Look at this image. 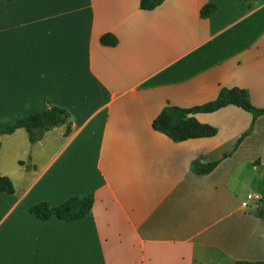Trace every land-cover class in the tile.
Here are the masks:
<instances>
[{
  "label": "crops",
  "instance_id": "obj_1",
  "mask_svg": "<svg viewBox=\"0 0 264 264\" xmlns=\"http://www.w3.org/2000/svg\"><path fill=\"white\" fill-rule=\"evenodd\" d=\"M139 4L0 1V129L49 104L71 118L68 135L54 128L34 145L25 130L0 137V177L14 187L0 193V264L264 263V222L240 192L264 185L251 154L264 116L189 115L217 133L180 143L151 126L165 107L200 106L221 89L264 110V0ZM206 5L215 10L202 18ZM106 34L116 46L100 44ZM194 162L218 164L196 175ZM87 195L79 221L29 213Z\"/></svg>",
  "mask_w": 264,
  "mask_h": 264
},
{
  "label": "trees",
  "instance_id": "obj_2",
  "mask_svg": "<svg viewBox=\"0 0 264 264\" xmlns=\"http://www.w3.org/2000/svg\"><path fill=\"white\" fill-rule=\"evenodd\" d=\"M5 2H13L15 0H0ZM165 0H140L139 7L144 11H151L160 6ZM249 2L250 0H244ZM215 10L213 5H206L200 10V16L206 18ZM100 44L106 47H114L117 40L110 34L103 35L100 38ZM233 106L251 114L253 121L264 116V110L254 108L249 100V95L245 90L240 89H221L217 98L209 103L195 106L189 109H181L167 106L158 117L152 122V129L159 132L175 143L184 142L192 139L210 138L216 135L215 128L201 124L189 115L195 114H211L222 108ZM71 118L70 115L60 108L49 104L46 111L32 114L20 119H16L11 126L0 129V137L11 135L16 130H25L31 145L39 142L43 136L54 128L65 127V135L70 133ZM242 136L236 143L241 142ZM235 146V147H236ZM226 157V156H225ZM30 160V158H29ZM28 160V161H29ZM218 162L202 165L194 162L191 165V171L196 175H207L211 173ZM24 166V164H20ZM24 169L29 171L33 169L31 165H25ZM0 193L12 195L14 187L10 179L0 177ZM93 198L91 195L71 197L63 204L51 207L49 204L42 202L29 208V213L41 222H48L55 218L64 222H75L84 219L91 211ZM256 218L264 221V204L259 206L252 213ZM236 264H264V263H248L236 262Z\"/></svg>",
  "mask_w": 264,
  "mask_h": 264
},
{
  "label": "rangeland",
  "instance_id": "obj_3",
  "mask_svg": "<svg viewBox=\"0 0 264 264\" xmlns=\"http://www.w3.org/2000/svg\"><path fill=\"white\" fill-rule=\"evenodd\" d=\"M252 144L255 147H254V150L251 152V154L253 153L255 157L259 158L260 161L264 162V135L260 138L259 141H255ZM235 146H236V144H235ZM240 192H241L243 197H246L247 194H250L253 197L263 196L262 198L256 197L257 199L250 201L252 203V205L250 203L249 208L247 209L248 212L252 213L255 211V209L257 207L262 206L264 204V185L263 184L257 183L256 188L252 189L251 183H249L248 187L247 186L243 187ZM231 264H236V263H231Z\"/></svg>",
  "mask_w": 264,
  "mask_h": 264
},
{
  "label": "built area",
  "instance_id": "obj_4",
  "mask_svg": "<svg viewBox=\"0 0 264 264\" xmlns=\"http://www.w3.org/2000/svg\"><path fill=\"white\" fill-rule=\"evenodd\" d=\"M254 199H257L256 197H252V196H247V200L248 201H253Z\"/></svg>",
  "mask_w": 264,
  "mask_h": 264
}]
</instances>
